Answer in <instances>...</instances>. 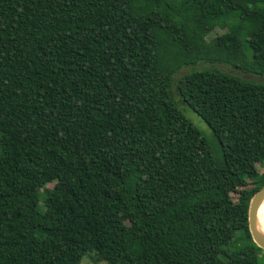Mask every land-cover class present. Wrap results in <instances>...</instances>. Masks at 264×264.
I'll return each instance as SVG.
<instances>
[{"label":"trees","instance_id":"1","mask_svg":"<svg viewBox=\"0 0 264 264\" xmlns=\"http://www.w3.org/2000/svg\"><path fill=\"white\" fill-rule=\"evenodd\" d=\"M216 65L264 77V0H0V264H264V83Z\"/></svg>","mask_w":264,"mask_h":264},{"label":"rangeland","instance_id":"2","mask_svg":"<svg viewBox=\"0 0 264 264\" xmlns=\"http://www.w3.org/2000/svg\"><path fill=\"white\" fill-rule=\"evenodd\" d=\"M223 33L222 30L216 29L214 32H212V37H215L218 34ZM211 66L208 64H202L199 65L197 68H210ZM215 68L224 71V72H228L234 75H237L243 79H247L250 81H254V82H259V83H264V77H257V76H253V75H249V74H242L239 73L227 66L224 65H216L214 66ZM185 71V70H184ZM182 112L186 115V117L191 121V123L198 129L200 130L206 137H209L211 135V132L209 130V128L207 127V125L203 122V120L196 114L194 113L188 106L186 105H180L179 107ZM257 170L259 173H263L262 167L260 165L256 166ZM53 186L50 185V188H52ZM238 195L237 194H233L232 198L234 201H236ZM80 264H105L102 261H99L95 255L94 252H88L81 260Z\"/></svg>","mask_w":264,"mask_h":264},{"label":"water","instance_id":"3","mask_svg":"<svg viewBox=\"0 0 264 264\" xmlns=\"http://www.w3.org/2000/svg\"><path fill=\"white\" fill-rule=\"evenodd\" d=\"M264 202V186L252 197L248 207V231L253 243L264 251V236L257 229V213Z\"/></svg>","mask_w":264,"mask_h":264},{"label":"bare ground","instance_id":"4","mask_svg":"<svg viewBox=\"0 0 264 264\" xmlns=\"http://www.w3.org/2000/svg\"><path fill=\"white\" fill-rule=\"evenodd\" d=\"M257 229L258 232L264 236V202L257 213Z\"/></svg>","mask_w":264,"mask_h":264}]
</instances>
